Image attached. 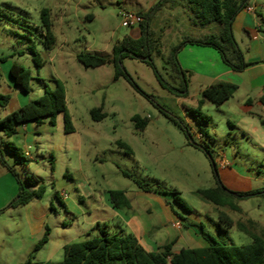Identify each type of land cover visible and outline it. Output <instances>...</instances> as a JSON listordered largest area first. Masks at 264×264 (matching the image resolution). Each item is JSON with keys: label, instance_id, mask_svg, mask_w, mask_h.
<instances>
[{"label": "rangeland", "instance_id": "rangeland-1", "mask_svg": "<svg viewBox=\"0 0 264 264\" xmlns=\"http://www.w3.org/2000/svg\"><path fill=\"white\" fill-rule=\"evenodd\" d=\"M159 1L0 0V59L6 58L0 61V94L11 97L5 107L0 106V120L45 96V86L55 89L60 82L74 127L67 134L64 116L58 114L53 123L47 119L34 126L27 143L8 138L0 130L5 159L17 163L26 183L45 188L41 199L7 208L18 191H13L15 182L0 164V264L26 262L47 227L48 242L34 253L36 264L63 260L64 246L95 236L97 224L106 225L110 233H130L125 221L104 207L111 203L112 190L125 191L133 206L131 213L141 222H149L147 230L155 242L164 245L175 240L174 251L201 247V230L218 243L252 242L235 226L228 233L221 231L216 207L195 192L214 188L218 179L230 192L264 187L260 91L241 86L224 105L205 102L199 107L201 91L226 67L213 47L187 44L179 50L178 61L188 79L184 97L164 89L144 59L126 57L122 61L132 84L123 77L114 80L112 63L85 68L77 60L81 53L112 59L114 47L131 36L133 29L138 28L135 36L141 35L139 26L122 25L121 13L144 17ZM43 9H48L53 24L55 43L51 48H47L41 19ZM149 26L151 39L161 51L160 55L154 51L153 62L172 85L180 80L168 63L171 48L187 37L201 38L220 30L218 24L200 26L188 10L168 5L154 14ZM31 48L38 53L40 67ZM15 62L32 72L28 93L17 91L11 79L9 68ZM249 98L253 100L252 114L245 111ZM98 107H103L106 116L94 121L90 111ZM160 108L182 120L190 137ZM135 115L146 121L144 130L136 128ZM117 141L126 143L132 153L120 148ZM7 142L19 148L21 159L7 148ZM138 182L151 191L144 192ZM234 202L241 212L223 210L235 221H255L254 232L261 234L264 194L235 198ZM164 204L166 211L161 208ZM39 225L44 231L35 236Z\"/></svg>", "mask_w": 264, "mask_h": 264}, {"label": "trees", "instance_id": "trees-1", "mask_svg": "<svg viewBox=\"0 0 264 264\" xmlns=\"http://www.w3.org/2000/svg\"><path fill=\"white\" fill-rule=\"evenodd\" d=\"M252 0H160L154 8L144 14L143 21L139 25L141 36L134 39L126 36L120 41L113 50V58L105 59L96 54L81 53L77 55V60L85 68H98L106 64H113L115 69L114 80L125 78L132 84L131 78L123 66V59L126 57L143 59L149 56L150 64L161 86L176 97L187 95L188 79L185 71L181 68L178 61L179 50L187 45L207 46L216 49L222 61L234 72H242L250 64L245 58L244 51L240 48L233 32V21L238 13L251 4ZM182 7L192 13L194 22L200 26L218 24L220 30L218 33L207 34L201 38L187 37L176 47L171 48L168 57V63L179 78L177 85H172L165 80L159 73L153 62L152 54L154 51L160 55L161 51L157 48V43L151 39L150 22L154 14L164 6ZM141 15V14H139ZM41 19L46 30L47 48L55 43V36L52 32V21L48 9H43ZM35 55V62L40 67L38 53L32 49ZM2 58L1 60H5ZM10 76L15 86L23 92L30 91L32 72L29 68L13 63L10 67ZM176 83V82H175ZM174 83V84H175ZM55 89L45 86V96L34 100L20 110L5 116L0 120V130L3 134L11 138L18 132V127L28 122H33L37 126L42 125L49 119L51 123L58 114H63L65 122V132L67 134L74 132L71 116L68 113L66 95L63 85L58 82ZM238 85L229 82H218L212 84L202 91V99L198 105L201 107L205 102L220 107L228 102L238 90ZM11 97L0 94V106L5 107ZM261 103L264 105V96L261 97ZM161 112L172 120L185 134L190 137L189 128L178 120L176 116L169 114L163 108ZM91 118L94 121H100L105 118L103 107L94 108L90 111ZM137 129L144 130L147 123L139 115L132 117ZM264 123V121H263ZM120 148L126 149L132 153V149L124 142L117 141ZM7 148L12 151L18 159L19 148L12 142H7ZM0 164L10 173L18 184V193L8 204L7 208H19L28 205L34 199H41L45 188L37 186L30 182L26 183L18 169L17 163L10 164L0 150ZM125 176H129L124 172ZM38 182V180H37ZM138 185L144 192H150L147 185L138 182ZM195 194L203 201L213 204L219 218V229L228 233V229L236 227L239 231L248 235L252 242L245 245H236L234 243H218L210 234L201 230V237L207 242V246L202 248H182L178 252L173 250L175 241H170L158 248L157 251L147 250L140 242L139 238L133 233H110L107 226L97 224L98 233L90 239L71 243L64 246V258L61 261H51L48 264H264V230L257 234L256 222L248 220L247 222L235 221L223 208H230L233 211L241 212L242 209L234 202V199L245 200L252 196L263 195L264 187L248 192H230L219 183L214 188L200 189ZM110 202L116 209L130 208V201L122 190H112L109 192ZM50 229L47 227L43 238L35 245L33 253L23 264H36L34 253L38 252L47 242Z\"/></svg>", "mask_w": 264, "mask_h": 264}, {"label": "crops", "instance_id": "crops-1", "mask_svg": "<svg viewBox=\"0 0 264 264\" xmlns=\"http://www.w3.org/2000/svg\"><path fill=\"white\" fill-rule=\"evenodd\" d=\"M249 7L251 8V10L246 8L238 13L235 20L233 21L232 27H233L235 39L237 43L239 44L240 48L244 51L245 58L247 62L250 64V66L247 67L242 72H234L230 67H228L224 63L226 67L220 74H218L217 76L213 78L215 82H213L212 84L224 81V82L234 83L238 85L239 87L238 90L240 89L241 86L248 87L250 90L258 89L260 91L258 102L262 104L260 100H261V97L264 96V0H252ZM136 30H138V28L133 29L131 33V37L134 39H138L141 36V35L139 36L134 35ZM9 71H10V68H9ZM16 90L22 91L21 89L17 87H16ZM252 104H253V100L249 98L247 100L246 107H245V111L249 114H252L251 113ZM46 121L47 120H45V122ZM30 125L32 126V128L29 127ZM34 126H37V125L33 122H28L23 125H20L18 127L17 134L13 137L18 138L19 142L27 143L30 137V133L35 132L33 128ZM9 175L13 178L14 180L13 182H15L13 183L15 184L13 185L14 186L13 191L15 190V188L18 191V184L15 178L10 173ZM163 206L164 208L162 207V205H161V208L166 211V205L164 204ZM104 207L111 210L115 217H118L124 220L126 225H128V227L131 230L130 233L135 234L139 238L141 244L147 250L157 251L158 248L162 246V244H158L157 242L153 240V238L149 236V233L147 230L149 228L148 226L149 222H145V223L141 222L139 217L131 213V210L133 208L132 205L130 208H125L126 211H123V209L114 208L111 203L105 204ZM147 213H150V210H147ZM44 228L45 227L43 225L37 226L35 231L33 232L34 235L36 236L40 234L41 231H44ZM120 232L128 233L124 230H121ZM200 237L201 235H199L198 238ZM205 246H207V242L203 239V243L201 244V247L199 248H202ZM151 249H154V250H151ZM175 252H178V251H175Z\"/></svg>", "mask_w": 264, "mask_h": 264}, {"label": "built area", "instance_id": "built-area-1", "mask_svg": "<svg viewBox=\"0 0 264 264\" xmlns=\"http://www.w3.org/2000/svg\"><path fill=\"white\" fill-rule=\"evenodd\" d=\"M248 9L251 10L250 7H248ZM121 16L123 19L122 25L125 27L135 28L136 26H139L143 21V17L139 14H133L124 11L121 13Z\"/></svg>", "mask_w": 264, "mask_h": 264}, {"label": "water", "instance_id": "water-1", "mask_svg": "<svg viewBox=\"0 0 264 264\" xmlns=\"http://www.w3.org/2000/svg\"><path fill=\"white\" fill-rule=\"evenodd\" d=\"M145 61H150V57L149 56H146V57H144L143 58ZM218 183L221 185V186H223L224 188H225V186L219 181V179H218Z\"/></svg>", "mask_w": 264, "mask_h": 264}]
</instances>
